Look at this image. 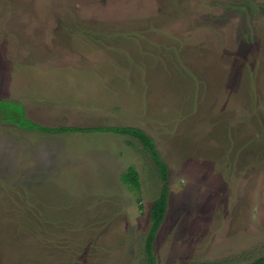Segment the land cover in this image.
<instances>
[{"label":"rangeland","instance_id":"obj_1","mask_svg":"<svg viewBox=\"0 0 264 264\" xmlns=\"http://www.w3.org/2000/svg\"><path fill=\"white\" fill-rule=\"evenodd\" d=\"M0 264H157L264 256V0H0ZM134 166L136 190L122 179Z\"/></svg>","mask_w":264,"mask_h":264},{"label":"trees","instance_id":"obj_2","mask_svg":"<svg viewBox=\"0 0 264 264\" xmlns=\"http://www.w3.org/2000/svg\"><path fill=\"white\" fill-rule=\"evenodd\" d=\"M4 114V117L9 121L19 124L20 126L27 129H36L44 132H66V131H86V130H106L115 133L131 135L138 138L143 145L144 149L149 153L155 164L157 165L161 178L166 182L169 178V167L167 162L164 160L154 138L147 133L143 128L137 126H94V127H80V126H47L40 124L31 118H29L25 112L22 103L14 100H0V114ZM122 179L129 183L133 188L139 190L141 188V179L139 171L130 166L122 174ZM169 189L168 185L165 184L160 195L157 196L151 208V227L146 236L145 252L147 255L148 264H157L156 255L154 251V244L156 239L157 231L165 218V214L168 207ZM250 264H264V256L254 260Z\"/></svg>","mask_w":264,"mask_h":264}]
</instances>
